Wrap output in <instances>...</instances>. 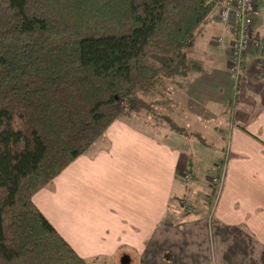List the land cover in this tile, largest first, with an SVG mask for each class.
I'll list each match as a JSON object with an SVG mask.
<instances>
[{"label":"trees","instance_id":"16d2710c","mask_svg":"<svg viewBox=\"0 0 264 264\" xmlns=\"http://www.w3.org/2000/svg\"><path fill=\"white\" fill-rule=\"evenodd\" d=\"M216 2L0 0V264H91L32 198L165 79L199 69L188 52Z\"/></svg>","mask_w":264,"mask_h":264},{"label":"crops","instance_id":"0c3cea01","mask_svg":"<svg viewBox=\"0 0 264 264\" xmlns=\"http://www.w3.org/2000/svg\"><path fill=\"white\" fill-rule=\"evenodd\" d=\"M217 11L209 13L188 52L199 69L170 80L183 110L223 126L218 135L226 137V152L210 215L173 208L180 202L175 188L184 186L185 175L191 178L187 156L117 119L92 152L32 198L80 257L97 263L127 253V264H264V51L251 45L243 55L233 99L231 31ZM252 38L264 40V0H257ZM153 98L148 108L159 103Z\"/></svg>","mask_w":264,"mask_h":264},{"label":"rangeland","instance_id":"374dc122","mask_svg":"<svg viewBox=\"0 0 264 264\" xmlns=\"http://www.w3.org/2000/svg\"><path fill=\"white\" fill-rule=\"evenodd\" d=\"M173 83L175 84L170 79L163 81V86L159 87L157 95L153 98L154 101L156 98L158 99L159 103L156 106H150L148 111L142 109L131 112L129 115L126 111L120 119L172 144L181 152L182 156H187L191 178L189 179V176L185 175L184 186L175 188V192L179 191L177 194L180 202H177L178 205L177 203L173 205V208L176 207L181 212H186L189 209L194 213L198 211L199 214L204 213L209 216L218 193V185L213 184L211 178L217 176L219 171L217 166L222 168L224 165L226 137L218 135V131L223 126L222 124L216 125L215 118L207 119L206 115L199 118L197 115L189 113L187 108L184 107L183 110L177 104V101L181 102V95L174 89ZM230 113L231 109L228 108L222 115L225 119H229ZM97 143L93 144L87 152H92ZM184 203L188 204L184 205ZM90 263L127 264V253L116 260L107 259L97 263L90 261Z\"/></svg>","mask_w":264,"mask_h":264},{"label":"built area","instance_id":"2783aa9c","mask_svg":"<svg viewBox=\"0 0 264 264\" xmlns=\"http://www.w3.org/2000/svg\"><path fill=\"white\" fill-rule=\"evenodd\" d=\"M256 4L257 0H217L216 2L215 7L218 8L217 20L223 25L229 26L231 31L228 70L235 83H239L242 72V58L248 48L255 45V48L264 51V40L252 38L253 15ZM216 42L219 47H224L222 36H219ZM211 181L219 186L221 176L212 177Z\"/></svg>","mask_w":264,"mask_h":264}]
</instances>
